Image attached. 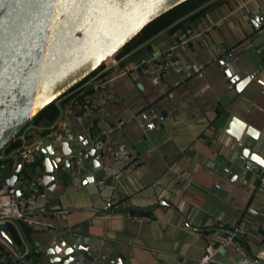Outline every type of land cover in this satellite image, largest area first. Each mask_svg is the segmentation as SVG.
I'll use <instances>...</instances> for the list:
<instances>
[{
    "label": "crops",
    "instance_id": "obj_1",
    "mask_svg": "<svg viewBox=\"0 0 264 264\" xmlns=\"http://www.w3.org/2000/svg\"><path fill=\"white\" fill-rule=\"evenodd\" d=\"M263 9L264 0H207L120 51L125 72L115 79L118 94L107 106L114 167L109 170L100 163L93 168L91 159H74L81 173L72 177L71 166L62 161L53 188L34 184L35 209L50 215L54 226L29 228L19 221L1 226L0 234L14 239L21 250L27 246L33 264H55L42 249L62 229L89 245L79 262L70 264H101L118 256L127 264H197L207 232L229 233L240 227L244 233L237 239L245 256L229 245L209 264L258 261L264 251V85L242 79L264 68V34L250 24ZM206 26L227 50L218 62L199 39L190 38L186 48L180 44L194 28ZM170 47L183 59L180 68H167L160 77L136 68ZM108 73L99 67L61 94L0 153L15 156L21 148L40 149L46 137L56 141L67 135H81L93 145L96 113L88 102L93 83ZM52 105L58 111L55 118L47 113ZM231 115L254 133L246 130L236 138L225 130ZM116 120L124 124L112 131ZM242 146H249L260 160L240 155ZM14 159L17 164V155ZM34 170L36 177L45 170L43 153ZM89 173L94 179L85 183ZM134 215L149 220H133ZM4 251L9 247L0 239V254Z\"/></svg>",
    "mask_w": 264,
    "mask_h": 264
},
{
    "label": "water",
    "instance_id": "obj_2",
    "mask_svg": "<svg viewBox=\"0 0 264 264\" xmlns=\"http://www.w3.org/2000/svg\"><path fill=\"white\" fill-rule=\"evenodd\" d=\"M185 1L144 0L137 4L135 0H0V152L42 109L86 79L105 59L118 54L151 22ZM250 24L264 34V9L253 15ZM226 72L230 75L228 69ZM252 79L264 85V68H256L242 80ZM225 130L236 138H242L246 130L254 133L233 115ZM39 148L45 170L37 173V180L50 189L62 161L69 166L72 158L91 159L93 168L100 165L97 146L81 135L57 136L56 141L46 137ZM240 155L260 160L249 146H242ZM21 165L19 161L12 172L1 171L10 191L17 195ZM93 179L92 173L83 178L85 183ZM0 238L21 250L14 239L1 234ZM88 246L62 229L42 250L53 263L70 264L77 262ZM33 262L7 260V251L0 254V264ZM101 264L127 262L118 256ZM257 264H264V259Z\"/></svg>",
    "mask_w": 264,
    "mask_h": 264
},
{
    "label": "built area",
    "instance_id": "obj_3",
    "mask_svg": "<svg viewBox=\"0 0 264 264\" xmlns=\"http://www.w3.org/2000/svg\"><path fill=\"white\" fill-rule=\"evenodd\" d=\"M190 38L201 40L213 62H218L227 52L224 47L214 41L210 26L194 28L190 36L181 40L180 44L183 48L188 46ZM182 63L183 59L177 54L175 47H170L163 48L160 57H151L140 63L136 68L144 75L160 77L167 68L177 69L181 67ZM101 67L111 70V73L97 79L93 83L92 95L88 106L94 109L96 113L92 141L100 152L99 161L101 165L110 170L116 162V148L112 134L107 128V106L118 94L115 79L125 71L120 67L118 54L105 59ZM123 124V120H116L113 122L111 130L116 131L122 128ZM16 155L22 164L18 175V178L21 180L19 195L10 191L9 184L1 176L2 170L13 171L16 166L14 159ZM15 156L0 153V224L9 223L16 226L17 222L21 221L29 228L53 227V218L43 212L36 211L34 205L38 196L34 184H41V181L37 180L34 165L42 158V151L38 148H21L17 150ZM70 166V175L72 177L81 173L80 165L75 162L74 158L70 161ZM260 184L264 187V175L261 177ZM249 211L253 214L258 213L254 208H249ZM133 220H149V217L147 215H134ZM241 233H244V230L240 227H235L229 233L223 232L220 229L207 232L205 234V251L197 264H209L223 248L229 245L245 256L244 246L237 239V235ZM2 240L9 247V251L7 252L9 260L28 263L30 250L27 246L23 250H18L6 240ZM262 242L264 244V230L262 232ZM260 256H264V251L259 252L258 257L261 259L262 257ZM257 262L253 264H257Z\"/></svg>",
    "mask_w": 264,
    "mask_h": 264
},
{
    "label": "trees",
    "instance_id": "obj_4",
    "mask_svg": "<svg viewBox=\"0 0 264 264\" xmlns=\"http://www.w3.org/2000/svg\"><path fill=\"white\" fill-rule=\"evenodd\" d=\"M207 0H187L183 2L182 4L176 6L172 10L168 11L167 13L163 14L159 18L155 19L153 22H151L148 26H146L143 31L137 35L131 42H129L122 50L128 49L131 46L135 45L138 43L141 39L145 37H149L150 35L156 33L163 27L167 26L168 24L172 23L175 21L178 17L192 11L202 3H204ZM48 114L51 115L52 118H55L58 111L54 105L49 107L48 109ZM29 256L28 258H30Z\"/></svg>",
    "mask_w": 264,
    "mask_h": 264
},
{
    "label": "bare ground",
    "instance_id": "obj_5",
    "mask_svg": "<svg viewBox=\"0 0 264 264\" xmlns=\"http://www.w3.org/2000/svg\"><path fill=\"white\" fill-rule=\"evenodd\" d=\"M136 1V3L138 4V3H140V2H142V1H144V0H135Z\"/></svg>",
    "mask_w": 264,
    "mask_h": 264
}]
</instances>
